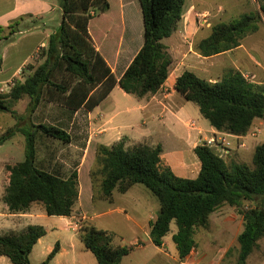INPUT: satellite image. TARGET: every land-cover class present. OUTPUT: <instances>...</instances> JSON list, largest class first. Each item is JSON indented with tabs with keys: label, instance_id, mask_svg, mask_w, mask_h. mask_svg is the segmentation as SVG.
<instances>
[{
	"label": "trees",
	"instance_id": "16d2710c",
	"mask_svg": "<svg viewBox=\"0 0 264 264\" xmlns=\"http://www.w3.org/2000/svg\"><path fill=\"white\" fill-rule=\"evenodd\" d=\"M186 1L139 0L144 41L118 79L90 33L91 21L110 9V0H60L61 25L42 49L44 61L29 63L24 81L16 80L9 92L0 91V111L10 112L16 119L15 125L0 136V144L18 132L26 141L25 158L7 165L8 185L3 201L9 212H25L38 202L44 204L49 215L73 213L80 194L78 165L65 176L36 163L39 134L63 144L71 143L72 135L62 124L35 123L27 121V116L30 119L44 103H54L70 113L81 108L92 110L117 84L140 99L156 93L168 79L173 63L164 40L178 29ZM258 2L260 10L213 25L210 34L195 43V51L211 57L240 46L246 36L261 27L264 0ZM15 32L11 25L10 33ZM175 88L195 102L201 114L220 131L246 135L256 119L264 120V86L248 79L236 67L227 68L216 81L185 70L177 77ZM23 98H29L27 116L13 108ZM162 151L160 144L128 146L124 139L112 145L99 144L90 171L95 194L111 199L115 190L126 192L135 184L145 185L160 202L150 236L156 245H162L174 221L178 230L173 240L181 259L197 246V229L210 227L213 212L226 204L236 206L243 215L244 228L238 235V245L230 249L227 257L235 255L233 264H248L264 238V142L255 147L252 165L228 162L204 143L197 145L194 151L201 169L196 177L178 175ZM46 232L44 226L30 224L20 231L0 233V255L9 257L14 264H31L33 247ZM80 237L99 264H122L133 248L115 245L113 232L92 223L82 225ZM58 251L56 243L44 263Z\"/></svg>",
	"mask_w": 264,
	"mask_h": 264
},
{
	"label": "crops",
	"instance_id": "0c3cea01",
	"mask_svg": "<svg viewBox=\"0 0 264 264\" xmlns=\"http://www.w3.org/2000/svg\"><path fill=\"white\" fill-rule=\"evenodd\" d=\"M121 1L124 3L125 0ZM22 2L24 4L35 2L45 8L49 6L43 0H22ZM110 3V9L94 19H104L109 16L113 6L111 0ZM20 4L21 0H13L9 9L5 12L6 16H11L6 23L29 13L27 10L21 12ZM92 21L90 23V33L95 45L119 79L141 48L143 41L139 42L137 48L132 47L128 52L124 59L125 64L122 73L117 75L116 65L120 63L123 56V40L109 46L106 43L109 32L106 31L105 34L107 35L104 36L96 35L92 29ZM113 24L109 25L110 30ZM33 28H37V26ZM30 30L31 27L28 31ZM18 33L21 35L17 36ZM22 33L23 31H19L5 37L6 45L0 55V91L9 92L16 80L24 81L29 73V70L26 69L29 63L38 64L43 62L41 60H39L40 62L37 61V55L41 48L47 47L52 34V32L37 30ZM176 34L177 30L164 40L173 56V63L168 79L156 93L140 99L135 95L126 93L117 84L111 93L92 110L81 108L75 113H70L56 104L50 103L57 108V113L53 115L54 123L64 125L72 135V142L65 146L67 149L70 148L71 153L67 151L66 155H61V153L57 155L54 150H48L46 144L41 147L37 145L36 163L39 167L57 170L65 176H69L74 169L70 171L71 165L77 164L80 194L73 213L69 216L49 215L44 204L38 202L33 203L25 212L11 213L3 201L8 183L6 181L3 186L0 185V233L10 230L20 231L30 224L42 225L47 231L34 245L30 254L31 263L34 254H38L41 259H47L56 243H58L59 251L50 260L52 264H99L93 252L85 247L80 237V228L74 226L77 219L81 218L83 224L92 223L98 228L113 232V243L115 245L133 247L129 254L123 257L122 264H184L186 258L181 259L177 244L173 240V235L178 230L177 227L173 228L172 226L175 223L174 221L171 223V231L164 237L162 245H156L150 236L151 222L160 210V203L159 206H156L155 199H152L154 210L148 212L149 194L144 191H131L137 184L126 192L119 191L120 195H116L117 193L114 191L112 198L107 199L102 194H95L90 175L91 168L95 163L97 146L99 144L112 145L123 139L128 146L136 143H147L151 146L160 144L163 148V158L178 175L196 177L199 174L201 162L197 155H194V148L204 143L206 139L215 132H219V130L211 124L210 127L198 124L194 118L188 116L190 108L193 107L190 105L189 100L175 88L177 77L185 70L192 69L190 62L193 61L188 57V52L180 55L169 46L168 40L175 38ZM244 39L240 46L232 50L243 49V53H240L239 57H242L244 64L242 66L248 67L246 71L254 76L250 80L264 85V63L257 59L255 49L249 48L244 43ZM192 52L200 55L196 51ZM235 67L241 70L239 66ZM241 71L245 74L243 70ZM246 77L249 79L248 75ZM218 79L210 77L212 81ZM26 100L28 99L23 98L16 102L14 109L19 110L18 105L24 101L29 102V100ZM125 104L132 105L128 109V114H130L128 117L121 116L124 111L122 107ZM190 121H194V127L189 125ZM260 124H264V120L256 119L252 125L254 130L250 128L246 135L233 134L234 136H240L241 139L233 137L234 144L230 151L231 155L237 153L238 156L242 157L248 153L247 149L250 148V144L247 142V138L250 135H258L256 131H261ZM205 133H208V135L205 136ZM242 142L244 145H241ZM75 149L79 150L77 151L78 159L74 158ZM71 161H73L72 164ZM141 208H144L143 213ZM213 214L211 215V221L213 220ZM49 236L53 238V241L48 238ZM120 237L121 239L117 240ZM213 245L208 248L197 244L196 250L187 256L190 259V264H222L227 260L226 257L230 249L235 246ZM4 256L0 255V264Z\"/></svg>",
	"mask_w": 264,
	"mask_h": 264
},
{
	"label": "rangeland",
	"instance_id": "374dc122",
	"mask_svg": "<svg viewBox=\"0 0 264 264\" xmlns=\"http://www.w3.org/2000/svg\"><path fill=\"white\" fill-rule=\"evenodd\" d=\"M49 4L46 8L40 4L33 2L32 4L23 3L21 0V12L27 10L29 13L19 16L16 19H7L11 16H6L5 12L9 9L13 0H0V55L5 47V37L9 36L11 32V25L14 29L19 31H25L29 33L30 31H41V32H54L61 25L62 21V9L60 7V0H43ZM112 2V12L106 18L95 19L92 22V29L96 35H107L103 32L108 31L109 37L106 43L110 46L115 42H121L123 40L124 49L123 56L118 65H116V74L122 73L124 67V59L126 58L128 52L133 48H137L139 42L144 41V24L142 9L139 0H125L124 3L121 0H111ZM184 16L177 29V34L175 38L168 40L169 46L175 50L176 53L184 55L188 52V57L193 60L190 62V66L193 71L198 76L206 79L219 78L221 79L224 72L229 67L239 66L241 70L249 76V79L254 78V76L248 73V67H243L242 57H239L243 53V49L232 50L227 53H222L219 55L205 57L198 55L192 51H195V43L201 38L206 37L210 34L213 25L226 21L230 22L238 18L241 14L250 11L260 10V4L258 0H187L185 4ZM113 21V22H112ZM113 24L111 30L109 25ZM37 28H33V27ZM31 27V30L29 28ZM108 27V28H107ZM22 33V34H23ZM21 34L18 33L17 36ZM246 39V40H245ZM244 39V43L251 49H255V56L264 63V15L262 14V22L260 29L252 34H249L247 38ZM42 49L39 50L37 55V61H44L42 56ZM36 56V55H35ZM242 62V63H241ZM246 75V76H247ZM264 86V85H263ZM29 100V98H27ZM26 100V101H28ZM193 108H190L188 116L194 118L198 124H204L206 127H210V122L204 116H202L199 106L193 102L189 101ZM26 105L28 102H23L18 106V113L28 115L26 113ZM15 105H13L14 108ZM132 105H123L122 117H128V109ZM57 113V108H55L50 103H44L39 106V108L30 117L27 116V121L31 120L35 123H54L53 115ZM11 115V116H9ZM23 122V121H22ZM26 122V121H24ZM16 123V119L12 116L10 112L0 111V136L9 128L13 127ZM14 124V125H13ZM13 125V126H12ZM75 127V126H74ZM185 131L187 129L183 126ZM254 130V127H251ZM261 131H256L258 135L248 136L247 142L250 144L245 156H238L237 153L233 155L228 154L226 160L228 162H245L247 164H253V155L255 147L264 142V124H260ZM205 136L208 133L204 134ZM47 136L37 137V145L40 147L44 144L47 145L48 150H54L57 155H66L67 151L70 152V148H65L66 144H63L58 139L45 138ZM25 136L24 134L18 132L12 138L8 139L4 143L0 144V185H4L7 181V165L15 164L22 161L25 158ZM78 149H75L74 158L78 159ZM196 155V154H194ZM70 159V158H69ZM73 159V158H71ZM73 161H71V164ZM39 166V165H38ZM75 167L74 164L71 165L70 171ZM116 195H120L118 190ZM132 192L144 191L149 194L150 200L148 201V209L154 210L153 200L156 201V206H159L158 198L143 184H137L132 190ZM100 194V193H98ZM153 197V198H151ZM143 202V201H142ZM146 210V208H145ZM141 212H144V208H141ZM212 223L209 228L199 227L196 233V240L199 246L210 247L215 245L229 246L238 244V235L244 228L243 215L240 212V208L236 206H231L226 204L214 212ZM173 228L177 227L176 223H173ZM50 238L53 241L52 237ZM121 237L117 240H120ZM214 246V245H213ZM233 256L231 258L226 257L222 264H233ZM5 259V260H4ZM44 260L38 254L33 255V260L31 264H52L48 261L44 263ZM1 264H14L7 256L1 260ZM249 264H264V238L260 241L259 246L253 252L249 258Z\"/></svg>",
	"mask_w": 264,
	"mask_h": 264
},
{
	"label": "built area",
	"instance_id": "2783aa9c",
	"mask_svg": "<svg viewBox=\"0 0 264 264\" xmlns=\"http://www.w3.org/2000/svg\"><path fill=\"white\" fill-rule=\"evenodd\" d=\"M4 90H1L3 92ZM189 125L191 127L195 126L194 121H190ZM233 137L236 139H241L240 136H234L231 133L220 131L215 132L211 137L206 139L204 141V144L208 147L214 149L218 155L225 158L228 154H230V151L233 147L234 140ZM241 145H244L242 142ZM83 224V220L81 218L77 219V221L74 223V226L76 228H81ZM196 250V247H193L191 252L193 253ZM190 252V253H191ZM189 256V255H188ZM190 259L186 257V260L184 261V264H190Z\"/></svg>",
	"mask_w": 264,
	"mask_h": 264
}]
</instances>
